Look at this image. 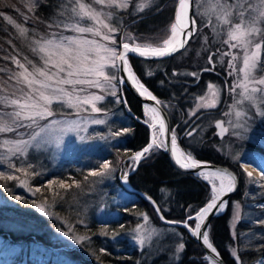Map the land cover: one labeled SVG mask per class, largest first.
<instances>
[{
  "label": "trees",
  "instance_id": "obj_1",
  "mask_svg": "<svg viewBox=\"0 0 264 264\" xmlns=\"http://www.w3.org/2000/svg\"><path fill=\"white\" fill-rule=\"evenodd\" d=\"M72 1L35 0V3L30 5V2L25 0L30 5V14H25L30 12V9L24 5L25 2H23V8L18 5L14 10H8L9 6L4 5L6 8L0 9V12L14 21V24H9L3 16H0V101L13 96L19 88L17 74L21 72V68L13 61V57L26 67H31L28 64L29 60L38 64V58L32 50L33 43L58 36L67 28L68 7ZM84 1L88 2V0ZM176 1L126 0L127 8L103 5V12L110 14V25L116 28V32H108L116 43L113 44L110 41L107 45L116 48L119 52L120 45L124 42H129L131 45L139 43L137 46L143 47L149 43L148 38L159 36L157 43L153 46L158 44L162 47L163 39L168 38L171 23H173ZM141 5H144L142 11L139 10ZM24 9H26L25 13H23ZM16 16L19 17L15 18ZM17 24L27 30L24 35H20ZM129 35L133 37L132 41L127 39ZM89 37L93 36L89 34ZM95 39L101 41L100 37ZM199 41V36L196 35L184 51L166 60L146 62L130 58L129 62L138 79L166 109L172 131L174 130L181 148L198 161L228 167L237 175L239 189L231 197L226 212L210 223L209 240L225 264H237V261L240 264H254L259 260L264 261V225L261 226L260 223L264 220V209L258 210L253 207L254 204L264 205V180H262V188L247 187L245 172L237 163H231L218 150L221 141L215 134L214 122L219 116V109L197 114L190 121H196L194 134L181 138L190 123H185L186 117L192 112L197 101L206 94L208 85L218 87L225 79L221 67L209 62V58L214 57V52L197 54L195 45L197 46ZM191 73L196 75L193 76ZM115 75L117 77V74ZM114 83L116 86L113 91L117 95H107L112 92L107 88L106 100L98 106L109 112L119 113L121 122L128 120V123L113 121L115 130L128 129V137L114 144L111 153L99 155L98 162L94 166L86 162L85 155L80 160L68 159L62 162L59 172H54L50 177L42 181L38 180L33 185L42 187L49 181L60 182L61 180L69 183L71 187L65 194V200L72 206H78L76 208L79 210L71 211V214L75 213L73 217L78 216L81 220L79 205L102 193V190L91 185L90 180L93 177L89 173L93 170L98 171L100 164L108 161L118 186L117 189L129 201L117 207L115 217L108 221L105 232H103L105 227L102 223L92 215L82 218L84 223L76 224L74 230L87 238L81 244L85 255L69 252L60 257L56 256L57 261L60 264H146L141 252L128 238V232L137 226L142 215L147 214L156 224L180 235L179 246L183 244L184 247L177 264H208L203 252L186 231L161 225L149 202L134 193L127 192L120 186L118 173L121 171L122 164L131 155L144 148L149 141V132L142 123L147 119L141 104L119 87L117 79ZM61 109L64 112L69 111L65 108ZM259 130L264 132V118ZM260 138L262 140L264 135L260 134ZM248 145L253 155L264 157V144ZM146 157L139 164L137 171L128 178V183L132 190L150 197L158 205L166 220L184 222L189 214L193 216L211 200L210 189L204 182L176 171L170 165L166 155L159 150L154 149ZM255 158L256 156L253 159ZM93 180H97V177ZM75 183H78L79 187L72 186ZM53 186L51 184V187ZM7 188L9 192L7 195H9L10 189L14 186L7 182L1 183L3 191L7 192ZM98 191H100L99 195ZM256 191L261 192L251 200V196L254 193L257 194ZM235 204H240L241 217L231 231L230 221ZM255 222L260 224H254ZM193 224V221L189 222L190 226ZM116 232L119 233L117 236L114 235ZM104 233L107 235H103ZM32 236H38L37 240V237L35 238L36 241H45L35 232L22 238L32 242ZM18 239L14 238V240ZM166 263L165 256L159 257L158 264Z\"/></svg>",
  "mask_w": 264,
  "mask_h": 264
},
{
  "label": "rangeland",
  "instance_id": "obj_2",
  "mask_svg": "<svg viewBox=\"0 0 264 264\" xmlns=\"http://www.w3.org/2000/svg\"><path fill=\"white\" fill-rule=\"evenodd\" d=\"M26 1H29L30 5L35 3V0ZM23 2L25 0H0V9L6 8L4 5L9 6L8 10H14L18 5L23 8ZM81 2L86 1L81 0ZM194 2L195 16L198 24L197 35L200 39L199 44L195 45L197 54L214 52L215 55L211 62L221 67L225 79L221 82L220 86H213L212 89L208 88L206 94L197 101L192 112L186 117L185 123H188L201 112L219 109L217 119H221L224 122L227 134L221 139V145L218 146V150L231 163H237L245 172L247 187L255 186L262 188L264 175H262L260 168L264 166V157L253 155L250 152L248 144H264V138L262 139L263 141L260 138V134L264 135V132L259 130L260 123L264 118V115L260 114L264 112V104L260 101H257L256 104L249 102L238 103V101H242V97L239 95L241 89L237 88L234 92L230 86L238 84L243 79V74L238 72V69L243 67V51L231 48L228 44L224 43L225 40H228V27L221 20L217 19L218 10H213L216 0H194ZM223 2L224 0H221V3ZM246 2L247 0H231V3L236 5H245ZM252 2L255 4L257 0H252ZM106 4L107 0H104V3L101 4H97L95 0H91L90 6L101 13L100 19L110 24V14H106L102 10L103 5L105 6ZM24 5L30 9V12L25 13L26 9H24L23 13L30 14V5L26 2ZM73 7L78 8L75 0L68 7L69 19L66 23L67 28L58 36H52L43 40L56 39L60 36H82L84 39L89 40H96L95 37H100L103 43L101 41L98 42L101 45H107V42H110V40H103L102 35H111L108 33V29H101L102 35L93 37H89V34H80L73 31V26L79 20V17L73 12ZM17 17L19 16L15 18ZM92 23L91 21L81 22L82 26L85 24L92 26ZM171 35L170 27L168 38ZM43 40L39 41L42 42ZM255 40L264 44V40H261L259 36L255 37ZM136 44L139 45V43ZM33 48H37L36 42L33 43ZM262 52H264V49H262ZM34 53L38 58V65L42 66L43 62L40 61V53L38 51ZM233 57H236V59L233 60ZM261 59L264 61L263 55ZM229 60L233 61L235 70L229 68ZM28 68L31 71V67ZM109 71L117 74L114 68H110ZM230 72L231 75L229 74ZM256 76L257 78H264V63L261 64ZM112 84L115 85L114 80ZM17 85L19 86L18 90L16 89L13 96L7 97V99L20 97L22 95L21 89L25 92L28 91L27 85L21 82H18ZM64 87L71 91L72 86L64 85ZM82 87L85 88L84 91H80ZM107 88L113 91L115 87H106L104 90H101L87 85H76L77 91L74 95L81 97V99L90 97L92 94L103 95L104 99L96 102L97 107H99L98 105L103 104L106 100L105 92H107ZM213 90L217 93L214 98L212 97ZM110 93L107 95L112 96ZM205 103L214 104L215 106L204 107ZM52 107L53 116L45 117L44 120L38 123L41 126L50 121H57L59 123L50 124L36 141H30V147L24 156H12L7 151L9 145H5L4 141L17 139L30 140L28 133L39 132L40 128L33 126L17 128L14 132L10 133H0V171L6 175L11 174L16 177L13 180L0 178V264H60L56 256L60 257L69 252H75L84 256L81 244L87 238L74 230L76 224H83L84 220L82 218L92 215L97 221L102 223L103 227H105L103 232H105L107 231L106 226L108 221L115 217L117 207L129 201L117 189L118 186L115 183L111 170L105 176L97 177V180H93L94 177L90 180L91 185L93 187L96 186L100 191L102 190V193L99 195L100 191H98L99 196L88 199L84 201L85 203L79 205L81 220L78 216L73 217L75 213L71 214V211L77 212L79 210V208H76L78 206H72L65 200V194L69 192L71 187L69 183L64 182V187L61 186L60 182L52 183L53 187L49 183H46L42 187H35L33 185L38 180L42 181L50 177L54 172H59L62 168V162L68 159L80 160L85 155L86 162L90 166H94L98 162L99 155L111 153L112 146L127 138L129 134V132L123 133V130L114 129L113 121H122L117 112L113 113L105 108H101L100 113H92L90 105H83L82 109L78 111L57 101L53 102ZM61 108L69 111L64 112ZM12 111H14L12 105L0 103V118H3L5 113H11ZM237 112H243L246 115L238 117ZM94 119H102L104 123L93 124L92 120ZM146 119L148 124L153 123V118L148 112H146ZM123 122L128 123V120H123ZM245 122L247 123V131L243 127H234L235 125H243ZM155 130L158 136L159 129L155 128ZM117 132L122 134L115 136L114 133ZM158 142L162 144L160 138ZM154 149L156 148H153L150 152ZM255 156L256 158L253 159ZM130 157L122 164L121 171L118 173V177L121 179H124L134 169L135 162ZM192 159L194 158L192 157ZM9 163L12 165L11 167H9ZM28 165H31V167H28ZM17 167L23 168L24 171L17 172ZM248 169L251 171H247ZM248 173H251V182L247 176ZM6 182L14 186L13 189H10L9 195H7L9 193L8 188L7 192L1 189V183ZM77 184L75 183L72 186H77ZM256 192L257 194L254 193L251 196V200L257 197L261 191ZM17 196L20 199H17ZM37 205L43 207L45 211H39ZM253 207L258 208V210L264 209V205L254 204ZM240 210V204H235L230 221L231 231L234 230L237 220L241 217ZM144 216L148 217L147 222L144 220ZM262 222H260L261 226L264 225ZM260 223L255 222L254 224ZM137 225L142 227L140 235L145 240L143 246L137 243V226L128 232V238L138 251L141 252L146 264H158V259L161 256H165L166 264L178 263L180 253L182 252V250H177L179 249L181 238L179 234L156 224L147 214L142 215ZM33 232L36 235L42 236L45 241L37 242L38 236H36L37 238L35 237L36 240H32L34 242H29L22 238ZM117 234L119 233L116 232L114 235L117 236ZM103 235L107 234L104 233ZM79 237H84V239L80 243H77L75 238ZM14 238L19 239L14 240ZM254 264H264V261L259 260Z\"/></svg>",
  "mask_w": 264,
  "mask_h": 264
},
{
  "label": "snow or ice",
  "instance_id": "obj_3",
  "mask_svg": "<svg viewBox=\"0 0 264 264\" xmlns=\"http://www.w3.org/2000/svg\"><path fill=\"white\" fill-rule=\"evenodd\" d=\"M91 0L88 2H81V0H75L77 7H73V12L79 17L77 23L73 26V31L80 34H91L92 36H101V29H108L110 33L116 32V28L112 27L109 23H105L103 19H100L101 13L96 11L90 6ZM95 3H104V0H95ZM191 3L194 0H178V5H175V21L171 23V33L170 38L163 39V47L153 46L156 44L159 36H153L149 39V43L145 46H132L130 47L129 42L123 43L122 52H118L114 47H108L106 44L101 45L96 40L84 39L81 37L74 36H60L56 39H47L41 41H36L37 48H33V52L40 53V61L43 62L42 66L33 63L31 60L28 64L31 65V71L25 64L20 63L15 60L13 61L18 64L22 69L18 73V82L27 85L28 91L25 92L21 89L22 95L18 98L7 99L5 98L0 103L10 104L14 107V111L11 113H5L3 118H0V133H10L14 132L17 128H28L37 127L40 128L39 132L28 133L30 140L17 139V140H5L4 144L9 145L7 151L11 153L12 156H24L28 152L30 147V141H36L41 133L47 129L50 124H57V121H50L44 125H40L38 122L44 120L45 117L53 116V102L57 101L62 105H67L70 108H75L78 111L82 109L83 105H90L92 113H100L101 108L97 107L96 102L102 101L104 99L103 95L92 94L90 97L83 98L75 96L74 93L77 91L76 85H87L89 87H95L104 90L106 87L114 88L116 85L112 84L113 80L117 77L115 72H110V68H114L117 71L128 72L129 79L132 81L133 85L137 87L141 95L147 94L149 99L155 100L156 98L152 96L150 92L145 88V86L137 80V78L132 75L128 65L129 61L126 59L128 53H139L140 57H153L160 58L168 55H173L179 51V48L175 46V37L177 34L185 37V39L180 40V47L183 48L187 43V37H194L196 35V20L189 14V9ZM108 6L115 7H128L126 0H107ZM144 5L140 6V11H142ZM214 11L218 10L217 19L221 20L224 25L228 27V40L224 43L228 44L231 48L240 49L243 51V67L238 69L239 73L243 74V79L236 85L230 86L232 91H236L237 88L241 89L239 95L242 97L240 102H249L251 104H256L260 101L264 104V78H257L256 73L259 72L262 61V49H264V44L261 42H256L255 37L259 36L261 40H264V0H257L254 4L252 0H247L245 5L232 4L231 0H216V5L214 6ZM135 14V13H134ZM0 16H3L9 24H14V21L0 12ZM82 21H91L92 26L87 24H81ZM21 35H24L27 31L20 25H16ZM102 39L106 41H111L113 44L116 43L110 35H102ZM129 41L133 40V37L129 35L127 37ZM236 57H233L235 60ZM212 58H209V62ZM122 62V64L120 63ZM229 68L235 70V65L232 60L228 61ZM54 69V70H53ZM231 75V72L229 73ZM195 76V73H191ZM122 82V81H121ZM64 85H70L71 91L67 90ZM209 89L213 86L208 85ZM80 91H84L83 88ZM112 96H116L117 93L112 91L110 93ZM217 93L213 90L212 97H216ZM204 107H214V104L205 103ZM155 111V110H153ZM237 116L246 115L243 112H237ZM264 115V112L260 113ZM93 124H103L102 119L92 120ZM155 127V125H151ZM234 127H243L247 131V123L243 125H235ZM160 134L163 135L165 132L163 121H161ZM195 131V129H193ZM128 129H123V133H127ZM122 133H114L115 136H120ZM187 135L191 136L192 131L188 132ZM176 143L177 136L173 130L171 136V146L172 155L176 154ZM159 148L160 143L155 138L152 143H149L147 147L143 148L142 151L136 152L130 159L139 163L142 158H147L145 154L150 153L153 147ZM165 149L167 150V145L165 144ZM186 163H181L179 159L176 163L184 169H199L201 167L200 162L192 159L191 155L187 158ZM250 163L251 161H245ZM12 165L9 163V167ZM31 167V165H28ZM17 172L24 171L23 168L17 167ZM110 171V163L104 161L100 164L99 171H90L89 175L92 177H102L105 176ZM262 175H264V167L260 168ZM202 175L203 173H198ZM126 175V174H125ZM208 175L214 176L220 180L219 188L215 186L211 192V201L207 203L205 207H201L199 211L196 212L195 217L191 214L188 215L187 221L183 222V227L189 228L188 221L195 220V229L189 228L195 236H202L203 244L211 249L213 253L217 250L213 247V244L209 242V231L206 230L207 225L205 224V218L209 214H214L215 210H223L225 207L224 201L220 200V197L226 192H231L235 190L236 179L233 175L228 172L215 171ZM208 175H204V179H208ZM247 176L251 182V173ZM0 178L13 180L16 179L11 174L6 175L4 172L0 171ZM227 181V183H226ZM23 183V182H22ZM50 185L55 183V181H49ZM62 187H64L63 180L60 181ZM70 187V186H68ZM77 187L79 185L77 184ZM39 191V189H37ZM17 199H20L17 196ZM220 203L217 204V201ZM39 211L44 212L45 209L40 207ZM161 211L157 209V212ZM161 220L164 219L163 216L160 217ZM144 220L147 222L148 217L144 216ZM167 223H174L168 221ZM137 243L143 246L145 240L144 237L140 235L142 227L137 225ZM67 235V233H65ZM77 243H80L84 237L75 238ZM183 244H180L179 250H182ZM207 259V257H206Z\"/></svg>",
  "mask_w": 264,
  "mask_h": 264
},
{
  "label": "water",
  "instance_id": "obj_4",
  "mask_svg": "<svg viewBox=\"0 0 264 264\" xmlns=\"http://www.w3.org/2000/svg\"><path fill=\"white\" fill-rule=\"evenodd\" d=\"M178 5V2H177ZM194 3H191L190 9H189V14L194 18ZM195 19V18H194ZM173 20L175 21V11H174V16H173ZM196 29V33H197V23L194 26ZM194 37H187V43L186 45L181 48L180 47V40L185 39V37H182L180 35L178 43L175 45L177 48H179V51L173 55H168L165 57H160V58H153V57H140L139 53H128L126 55V59L129 58H134V59H138V60H142V61H147V62H155V61H161V60H166L169 59L177 54H179L180 52H182L183 50L186 49V47L188 46L189 42L193 39ZM123 45V44H122ZM120 46V50L119 52L124 51L123 50V46ZM130 47H132V45H130ZM122 64V62H120ZM129 69L132 70L130 68V65H128ZM117 75H118V80L120 85L129 93L130 96H132L137 102H139L142 107L144 109H150L152 111V113L155 115V117L157 118V122L158 125L157 127L160 129L161 126V121H163V126L165 129V132L163 135L160 134L161 138H162V142H163V148L159 147L157 149H159L163 154L166 155L170 165L178 172L182 173V174H188L191 175L193 177H196L198 179H201L204 183H206L208 185V187L210 188L211 192L213 189L212 184L204 179V175H208L211 172H215V171H220V172H228L229 174L233 175L236 179V187L234 191L231 192H226V194L222 195L220 197V200L224 201L225 203V207L223 210H215L214 214H209L206 218H205V224L207 225L206 230L208 231L209 225L210 223L220 217L221 215H223L226 211V208L228 206L229 200L231 199V197L238 191L239 189V182H238V178L236 176V174L230 170L227 167L224 166H220V165H215V164H211V163H201L200 165L201 167L199 169H184L181 168L177 163H176V158L175 156L172 155V146H171V136H172V132H171V125H170V120L168 117V114L166 113V111L162 108V106L160 105V103L158 102L157 99L153 100V99H149L147 96L141 95L140 92L136 89V87H134V85L130 82L129 78H128V72H124V71H117ZM122 81V82H121ZM149 92V91H148ZM153 96V95H152ZM155 110V111H153ZM148 130H149V143L153 142L154 139V133H153V128L151 127V125H146ZM216 129H217V136L219 139H221L223 136H225L227 134V131L225 128H223V123L221 121H218L215 125ZM148 144L145 146L147 147ZM165 144L167 145V150L165 149ZM144 147V148H145ZM176 147L183 153L184 157L187 158L188 155L177 145L176 143ZM153 148H156L155 146ZM143 150V149H142ZM141 150V151H142ZM146 155V154H145ZM143 159V158H142ZM141 159V161H142ZM140 161V162H141ZM139 162V163H140ZM188 162L187 159L186 161L182 162V163H186ZM139 163H135L134 169L131 172L134 173L137 168ZM198 173H203L202 175L198 174ZM127 175L125 176L124 179H120V184L121 186L127 190L128 192H132L134 194H136L137 196H139L140 198H143L145 200H147L148 202H150V204L152 205L156 216L159 220V222L167 227H172V228H178V229H182L184 231H186V233L190 236V238L193 240V242H195L199 248L201 249V251L204 254V258L205 260L208 262V264H225L224 260L220 257V255L218 254V252L216 251L215 253H213L211 251V249H208L206 245L203 244V238L202 236H195L192 234L191 231H189V228L191 229H195V224L194 227H190L189 228H185L183 227V222H174V223H167L168 220L165 219V217L162 215L161 211L157 212V209H159L158 205L150 198L148 197L146 194L138 192V191H134L132 190L127 182V178L131 175ZM220 200L217 201V204L220 203ZM206 206V205H205ZM204 206V207H205ZM163 216L164 219L161 220L160 217ZM195 217V215L193 216V218ZM187 221V220H186ZM192 221L195 222V220L193 219ZM173 222V221H171ZM210 242V241H209ZM207 257V259H206ZM237 264H239L237 262Z\"/></svg>",
  "mask_w": 264,
  "mask_h": 264
},
{
  "label": "bare ground",
  "instance_id": "obj_5",
  "mask_svg": "<svg viewBox=\"0 0 264 264\" xmlns=\"http://www.w3.org/2000/svg\"><path fill=\"white\" fill-rule=\"evenodd\" d=\"M179 37H180V35L179 34H177V36L175 37V45L178 43V40H179ZM131 71V73H132V75H134V72L132 71V70H130ZM135 76V75H134ZM136 77V76H135ZM128 78H129V75H128ZM130 80V79H129ZM138 80V79H137ZM130 82L132 83V81L130 80ZM141 83V82H140ZM133 84V83H132ZM134 87H136V86H134ZM136 89H137V87H136ZM140 92V91H139ZM144 96H147V94H145ZM146 111L148 112V114L149 115H151L152 116V118H153V124L155 125V127H152L153 129L152 130H154L156 127H157V125H158V122H157V118L155 117V115L152 113V111L150 110V109H146ZM175 158L176 159H179L180 161H181V163L182 162H184V161H186V158L184 157V155H183V153L176 147V154H175ZM247 171H251V170H247ZM206 180H208L211 184H212V186L214 187H216V188H219V185H220V180L218 179V178H216V177H214V176H211V175H208V179H206ZM226 183H227V181H226ZM217 184V185H216Z\"/></svg>",
  "mask_w": 264,
  "mask_h": 264
},
{
  "label": "flooded vegetation",
  "instance_id": "obj_6",
  "mask_svg": "<svg viewBox=\"0 0 264 264\" xmlns=\"http://www.w3.org/2000/svg\"><path fill=\"white\" fill-rule=\"evenodd\" d=\"M195 125H196V121H193V122L190 123L189 126H190V127H192V126L194 127ZM184 133H185V132H184ZM192 133H194V132H192ZM181 137H190V136H189V135L182 134Z\"/></svg>",
  "mask_w": 264,
  "mask_h": 264
}]
</instances>
